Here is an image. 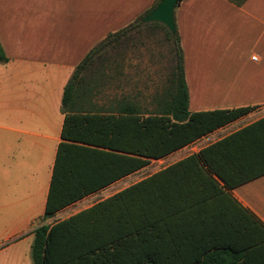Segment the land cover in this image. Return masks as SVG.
I'll return each instance as SVG.
<instances>
[{
    "label": "trees",
    "instance_id": "obj_1",
    "mask_svg": "<svg viewBox=\"0 0 264 264\" xmlns=\"http://www.w3.org/2000/svg\"><path fill=\"white\" fill-rule=\"evenodd\" d=\"M159 1L93 45L63 87L61 141L41 223L33 229L32 264H264V224L230 193L264 173V162L250 160L241 130L55 218L253 109L189 110L176 29L172 34L162 23L142 21ZM142 28L162 31L167 42L166 88L150 107L127 97L99 102L91 95L99 84L90 75L98 73L108 48ZM6 61L0 44V62Z\"/></svg>",
    "mask_w": 264,
    "mask_h": 264
},
{
    "label": "crops",
    "instance_id": "obj_2",
    "mask_svg": "<svg viewBox=\"0 0 264 264\" xmlns=\"http://www.w3.org/2000/svg\"><path fill=\"white\" fill-rule=\"evenodd\" d=\"M156 1L0 0L7 57L0 62V264H32L33 229L41 223L61 141L63 87L74 67ZM173 21L189 110L253 107L201 137L200 148L241 130L250 160L264 162V0H179ZM230 193L264 224V173Z\"/></svg>",
    "mask_w": 264,
    "mask_h": 264
},
{
    "label": "rangeland",
    "instance_id": "obj_3",
    "mask_svg": "<svg viewBox=\"0 0 264 264\" xmlns=\"http://www.w3.org/2000/svg\"><path fill=\"white\" fill-rule=\"evenodd\" d=\"M167 50L162 31L143 28L132 30L117 48L106 50L98 73L90 75L89 78L99 84L96 92L91 93L92 97L107 104L116 98H135L150 107L151 98L160 96L166 88L169 66ZM185 154L187 152L151 160L144 168L93 194L89 201L63 210L56 219L65 218L84 205L109 196Z\"/></svg>",
    "mask_w": 264,
    "mask_h": 264
},
{
    "label": "water",
    "instance_id": "obj_4",
    "mask_svg": "<svg viewBox=\"0 0 264 264\" xmlns=\"http://www.w3.org/2000/svg\"><path fill=\"white\" fill-rule=\"evenodd\" d=\"M177 0H160L157 5L142 18L143 22L162 23L172 34L175 33L173 10Z\"/></svg>",
    "mask_w": 264,
    "mask_h": 264
},
{
    "label": "built area",
    "instance_id": "obj_5",
    "mask_svg": "<svg viewBox=\"0 0 264 264\" xmlns=\"http://www.w3.org/2000/svg\"><path fill=\"white\" fill-rule=\"evenodd\" d=\"M253 59H255V57H253ZM200 139V138H199ZM198 139V140H199ZM198 140H196L195 142H193V143H191V144H189V145H187V146H185V147H183V148H181V149H179L178 151H176V152H174V153H172V154H170V155H168L167 157H169V156H172V155H174V154H180V153H182V152H197L199 149H200V146H201V144H199V142H198ZM196 150V151H195ZM167 157H165V158H167ZM164 159V158H163ZM158 160H161V159H158ZM95 194V193H94ZM93 194H90V195H88V196H85L84 198H82L81 200H79V201H77V202H75V203H73V204H71L72 206H76V205H78L80 202L81 203H83V202H86V201H89V199H90V196H92Z\"/></svg>",
    "mask_w": 264,
    "mask_h": 264
}]
</instances>
